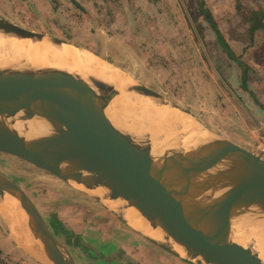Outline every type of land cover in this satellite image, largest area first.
I'll use <instances>...</instances> for the list:
<instances>
[{
	"label": "water",
	"instance_id": "obj_1",
	"mask_svg": "<svg viewBox=\"0 0 264 264\" xmlns=\"http://www.w3.org/2000/svg\"><path fill=\"white\" fill-rule=\"evenodd\" d=\"M0 29L26 38L46 36L3 19ZM92 83L61 71L0 70V117L23 113L27 120H46L54 130L51 136L26 140L0 122V151L63 180H74L123 215L129 213L125 209L136 208L152 228L162 229L185 250L154 240L156 243L192 262L263 264L253 256L250 242L240 245L230 240L228 224L239 211L251 205L264 206L263 154L256 155L206 127L216 136L206 149L194 153L175 150L154 158L151 139L136 143L129 133L114 127L98 103L95 91L115 88L100 81ZM134 89L160 97L136 83ZM227 159L241 162L240 172H233L229 165L228 172L214 174ZM66 163L68 168L62 171ZM220 179L230 183L222 185ZM95 189L107 191L97 194ZM5 192L14 196L27 214L29 228L50 264H76L34 201L0 173V194ZM119 203L122 206L114 207Z\"/></svg>",
	"mask_w": 264,
	"mask_h": 264
},
{
	"label": "rangeland",
	"instance_id": "obj_2",
	"mask_svg": "<svg viewBox=\"0 0 264 264\" xmlns=\"http://www.w3.org/2000/svg\"><path fill=\"white\" fill-rule=\"evenodd\" d=\"M195 1L47 0L46 12L42 13L32 0H0V19L90 49L131 76L136 85L158 93L205 129L225 139L229 135L244 143L249 137L259 138L262 133L254 124V113L248 106L252 101L244 87L257 89L260 93L253 92L258 96L264 95V87H258L259 83L264 84V76L258 74L251 80L248 77L244 80L238 61L248 62V59L233 55L224 47L226 43L220 41L217 32L207 22L199 20ZM235 36V41L248 43V38ZM224 38L233 45L232 39ZM246 71L248 76L252 69ZM255 102L258 103L256 99ZM228 128L230 131L225 132ZM248 151L256 155L261 153L256 147ZM0 173L34 201L66 252L69 253L72 246L79 249L75 243L80 244L82 240L68 234L57 217L64 209V199H72L69 192H85L78 183L63 180L1 151ZM6 205L12 207V212ZM14 207L13 201L0 194V208L3 209L0 210V240H6L7 234L18 236L16 220L12 221L17 216L23 218L21 221L29 228L22 213ZM15 239L18 240L16 236ZM248 247L259 252L253 242ZM0 264L38 263L29 253L19 254L13 248L6 253L0 248Z\"/></svg>",
	"mask_w": 264,
	"mask_h": 264
},
{
	"label": "bare ground",
	"instance_id": "obj_3",
	"mask_svg": "<svg viewBox=\"0 0 264 264\" xmlns=\"http://www.w3.org/2000/svg\"><path fill=\"white\" fill-rule=\"evenodd\" d=\"M0 70L34 73L61 71L72 74L92 86L93 81H100L114 87L115 89L95 91L98 103L102 105L114 127L122 133H129L134 137L136 143L143 144L149 137L153 144L151 154L154 158L175 150L182 153L198 152L206 149L216 140V136L211 131L195 122L189 114L175 104L166 101L164 97L143 94L141 91L135 90V83L131 76L101 56L95 55L90 49L64 41L58 42L47 35L43 38H26L0 29ZM23 116V113L14 117L3 115L0 117V122L26 140L48 137L54 133L53 128L46 120L38 117L27 120ZM229 161L232 160L227 159L223 165L216 167L213 171L214 174L228 172L229 165H232L233 172L240 170L241 162L232 161L238 163V167L237 164ZM66 168H68L67 163L61 167L62 171ZM225 180L220 179L222 185L230 183H226ZM105 191L107 189H95L94 192L98 194ZM6 195L11 197L10 193L5 192L3 198ZM10 200L16 202L14 205L21 214L22 207L17 199L12 196ZM114 205L116 208L122 206L120 203ZM11 208L7 207V210L12 212ZM0 210L3 209L0 208ZM125 210H129L125 217L127 223L133 228L141 230L142 234L157 242L172 245L179 251L185 250L169 238L162 229L152 228L136 208L129 207ZM16 214L19 215L17 212ZM27 218L25 213L26 222ZM22 219L17 216V219L14 218L12 221L16 220L14 225L18 234L24 230L20 236L28 241L27 237L33 238L32 232L30 233L31 230L27 226H25L27 229H24ZM228 224L230 240L240 245H247L249 242L255 243L259 247V252L253 250L255 253L253 256L264 264V206L251 205L232 216ZM35 241L38 242L36 239ZM35 245L36 243H34ZM36 246L40 249L39 245ZM31 247L33 248V244ZM31 247L26 245V249L33 251ZM34 251L38 253L39 250Z\"/></svg>",
	"mask_w": 264,
	"mask_h": 264
},
{
	"label": "crops",
	"instance_id": "obj_4",
	"mask_svg": "<svg viewBox=\"0 0 264 264\" xmlns=\"http://www.w3.org/2000/svg\"><path fill=\"white\" fill-rule=\"evenodd\" d=\"M32 1L42 13L46 12L47 0ZM195 2L199 20H204L217 32L220 41L226 43L224 47H228L233 55H242L244 59H248V62L242 59V62L238 61L242 76H245L244 80H247V77L251 80V77L258 74L264 76V0H200L198 2L196 0ZM194 30L196 31L197 28L194 27ZM235 35L238 38H248V43L235 41L237 39ZM224 36L232 39L233 45H230L229 39L224 38L226 39L224 40ZM247 68L252 69L248 76ZM258 87H264V84L259 83ZM244 89L252 101L248 106L252 109L251 113H254L253 116L251 115L254 124L259 126L262 135L259 138L249 137L244 143H239L229 135L228 139L248 150L251 147L259 148L260 154L264 155L261 151L264 148V95L255 94L253 90L259 93L260 91L254 88L251 90L249 87H244ZM255 99L258 103H254ZM224 131L228 132L230 129ZM246 131L251 133V130L246 129ZM69 193L72 199H64V209L59 211L57 217L68 234H72L74 239L82 240L80 244L75 243L79 249L75 246L70 247L69 253L76 264H200L188 260L182 254L167 249L142 234L141 230L139 231L142 233L127 223L125 215L113 210L88 192L75 190ZM23 217L25 219L24 215ZM24 229H27L25 224ZM22 231L24 230H21V234ZM21 234L18 236L15 234L18 240L15 236L7 234L6 240L3 238L0 240V248L6 253L12 248L19 254L29 253L38 264H50L37 242L36 245H39L40 249L36 245L35 248L33 234L31 233L33 241L28 237L26 241L20 236ZM26 245H29L32 250H39L38 253L26 249Z\"/></svg>",
	"mask_w": 264,
	"mask_h": 264
},
{
	"label": "flooded vegetation",
	"instance_id": "obj_5",
	"mask_svg": "<svg viewBox=\"0 0 264 264\" xmlns=\"http://www.w3.org/2000/svg\"><path fill=\"white\" fill-rule=\"evenodd\" d=\"M6 198H9V199H10V197H9V196H7V195H6L5 199H6ZM11 201H12V200H11ZM23 215L25 216V213H24Z\"/></svg>",
	"mask_w": 264,
	"mask_h": 264
},
{
	"label": "built area",
	"instance_id": "obj_6",
	"mask_svg": "<svg viewBox=\"0 0 264 264\" xmlns=\"http://www.w3.org/2000/svg\"><path fill=\"white\" fill-rule=\"evenodd\" d=\"M262 151L264 152V148L262 149Z\"/></svg>",
	"mask_w": 264,
	"mask_h": 264
}]
</instances>
